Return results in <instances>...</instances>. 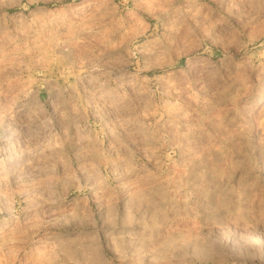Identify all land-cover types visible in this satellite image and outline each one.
<instances>
[{
	"label": "rangeland",
	"instance_id": "374dc122",
	"mask_svg": "<svg viewBox=\"0 0 264 264\" xmlns=\"http://www.w3.org/2000/svg\"><path fill=\"white\" fill-rule=\"evenodd\" d=\"M0 264H264V0H0Z\"/></svg>",
	"mask_w": 264,
	"mask_h": 264
}]
</instances>
